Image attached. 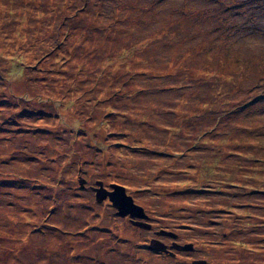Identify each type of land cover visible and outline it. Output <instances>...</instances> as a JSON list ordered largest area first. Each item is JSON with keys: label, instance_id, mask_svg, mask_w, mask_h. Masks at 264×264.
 Wrapping results in <instances>:
<instances>
[{"label": "rangeland", "instance_id": "obj_1", "mask_svg": "<svg viewBox=\"0 0 264 264\" xmlns=\"http://www.w3.org/2000/svg\"><path fill=\"white\" fill-rule=\"evenodd\" d=\"M201 260L264 264V0H0V264Z\"/></svg>", "mask_w": 264, "mask_h": 264}, {"label": "water", "instance_id": "obj_2", "mask_svg": "<svg viewBox=\"0 0 264 264\" xmlns=\"http://www.w3.org/2000/svg\"><path fill=\"white\" fill-rule=\"evenodd\" d=\"M85 179L79 178V185L81 188L84 187ZM98 187H93V191L95 193V199L98 203H102L105 200H108L111 205L117 210V215L119 217H129L131 218V223L134 226L143 228V229H149L151 226L144 222L143 220L147 219V215L144 211V209L137 205L133 198L126 193L125 187L117 184L110 185V189H106L103 186L102 182H97ZM136 219H140L142 221H136ZM157 235L159 236H168L173 238L174 240L177 239V235L170 231L160 230L157 232ZM150 250L165 252V253H171L169 252V248L165 244H163L160 241L152 240L151 245L149 246ZM170 249H175L178 251H192L193 245L192 244H185L180 245L177 242H173ZM206 262L203 260L201 261H194L193 264H205Z\"/></svg>", "mask_w": 264, "mask_h": 264}, {"label": "trees", "instance_id": "obj_3", "mask_svg": "<svg viewBox=\"0 0 264 264\" xmlns=\"http://www.w3.org/2000/svg\"><path fill=\"white\" fill-rule=\"evenodd\" d=\"M112 109H111V111L109 112V114H111L112 115ZM165 127V126H164ZM168 127V126H167ZM167 127H165V128H167ZM154 130V129H153ZM164 131L168 134V132L169 131H171V129H170V127L168 128V129H164ZM149 133H151V131L149 132ZM161 133H163V130H161ZM156 136V135H155ZM114 184V183H113ZM110 185H112V184H110ZM117 185H119V184H117ZM122 186V185H121Z\"/></svg>", "mask_w": 264, "mask_h": 264}, {"label": "bare ground", "instance_id": "obj_4", "mask_svg": "<svg viewBox=\"0 0 264 264\" xmlns=\"http://www.w3.org/2000/svg\"><path fill=\"white\" fill-rule=\"evenodd\" d=\"M32 38V37H31ZM178 236V235H177Z\"/></svg>", "mask_w": 264, "mask_h": 264}]
</instances>
